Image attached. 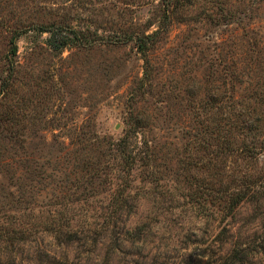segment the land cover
Instances as JSON below:
<instances>
[{"label":"rangeland","instance_id":"1","mask_svg":"<svg viewBox=\"0 0 264 264\" xmlns=\"http://www.w3.org/2000/svg\"><path fill=\"white\" fill-rule=\"evenodd\" d=\"M135 121L154 149L125 189L108 142ZM0 233L16 264H223L260 239L264 0H0Z\"/></svg>","mask_w":264,"mask_h":264},{"label":"trees","instance_id":"2","mask_svg":"<svg viewBox=\"0 0 264 264\" xmlns=\"http://www.w3.org/2000/svg\"><path fill=\"white\" fill-rule=\"evenodd\" d=\"M41 30H45V32H49L51 29L50 28H45V29H41ZM159 32H155L153 35L151 36H147L144 37L143 40L139 39V42L137 44L138 47V51L139 53L142 55L143 59H144V64H145V68H144V78H148V66L150 65L148 59L146 58V51L148 49V41L153 39L154 37L157 36ZM19 36V33L14 34L9 42V47H10V54L12 56H14L16 54V45H15V41L17 39V37ZM66 45V43H63V47ZM208 102H206L205 104V109L208 112H213V114H217L218 111L220 110V106H213L210 104L212 103V98L213 96L211 94L208 95ZM130 121V119H129ZM212 123V127H206L205 129V134L208 136L209 133H212L214 131L217 132L218 129V125H213L214 120L211 122ZM141 124V125H140ZM230 125V124H229ZM144 126L142 125V123L135 121L132 122L131 124L129 123V125H127V129L125 130L124 134L116 139L115 141H110L108 142V144H110V147L113 148V152L117 153L119 155V160H118V167L122 166V173L125 175L124 178V186L125 189H128L131 184V182L133 181L132 179V172L134 171L135 167H137L138 164H145L144 162L150 161L148 160L150 157V154L152 152V150L154 149L153 146L149 143V141H147L144 137ZM214 129V130H213ZM204 132V130H203ZM138 135H140L143 139V141L141 142V145H143L142 150L138 149L137 143V137ZM134 141V143H133ZM204 145L208 146V143L204 142ZM206 146V147H207ZM75 180V179H74ZM52 190V188H50ZM209 191L212 192V190L210 189ZM222 193L219 197L218 200L220 201V203H223L224 205V209L226 208V210L231 211L235 208V206L240 202V200H242V198H244L243 195H240L238 192L237 193H233V194H229L226 197H222V195L224 194V192ZM206 196H210V194L208 193H204ZM58 198V194L55 197V199ZM251 198V197H250ZM117 200V199H116ZM116 200H110L107 203H105V206L101 207L104 209L103 215H115V213L120 210H122L123 208H127L129 205H127V200L125 201H117L119 202L117 204V202H115ZM98 202H96L95 204H97ZM80 203H76L75 207L78 206ZM103 204V203H102ZM62 207V204H60L57 200H55L52 204H46L44 207L40 208V209H34V208H29L28 209V214L29 215H57V213L59 212V208ZM114 209V210H113ZM73 211V210H72ZM51 224V223H50ZM56 226V224H54ZM65 226V225H64ZM68 227V229H64V231L59 230L57 232L58 234V238H64L67 242H71L74 240H80L85 239L86 236H80L81 233L78 232L77 230H73L69 228V224L66 223V226ZM2 233H0V256L6 252H8L7 250L8 247L7 245H12L13 241H16V238H10L6 235H1ZM17 235H22L21 232L14 234V236L16 237ZM83 235V234H82ZM258 253H264V234H262V237L260 239H250L249 241H247L244 245L237 243L235 244L234 248L231 250L230 254H229V258L225 259V262H223V264H252V261H250L249 259L254 258V256H256ZM255 261V260H254ZM256 264H259L257 261H255ZM254 263V264H255ZM0 264H16L15 261H2L0 260ZM51 264H70V263H64L62 260L59 261H54ZM187 264H202L200 261L198 263L195 262H189Z\"/></svg>","mask_w":264,"mask_h":264}]
</instances>
